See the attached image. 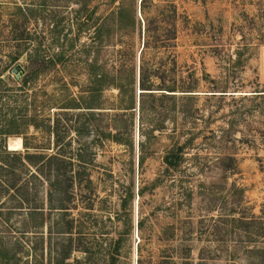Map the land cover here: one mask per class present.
Here are the masks:
<instances>
[{"label":"rangeland","instance_id":"1","mask_svg":"<svg viewBox=\"0 0 264 264\" xmlns=\"http://www.w3.org/2000/svg\"><path fill=\"white\" fill-rule=\"evenodd\" d=\"M164 1L178 12L176 47L170 50L176 66L167 67V81L180 86L182 79L196 80L197 89L142 97V125L139 0H127L124 15L136 14L141 27L127 36L112 31L102 43L94 35L115 10L111 0H0V58L19 54L11 70L21 65L25 71L40 65L36 55L52 60L55 70L33 89L58 104L73 97L81 108L68 116L50 110L62 133L73 128L58 148L52 136L32 129L28 142L50 155L60 148L66 159H76L79 151L85 171L65 197L64 218L77 226L71 241L62 233L60 213L50 209L45 182L2 153L4 147L24 150L20 138L4 135L0 112V160L14 166L0 172V264H113L112 256L114 264H137L140 246L143 264H156L159 255L176 264L263 262L264 0ZM14 3L29 18L25 23L16 16V34L27 30L30 39L5 44L10 34L4 24ZM107 27L112 30L110 22ZM117 44H124L123 55L115 52ZM103 70L121 78L122 93L94 84ZM9 77L15 78L11 72L2 76ZM116 128L122 144L100 138ZM18 142L19 149H10ZM179 149L181 161L170 168L165 158Z\"/></svg>","mask_w":264,"mask_h":264},{"label":"trees","instance_id":"2","mask_svg":"<svg viewBox=\"0 0 264 264\" xmlns=\"http://www.w3.org/2000/svg\"><path fill=\"white\" fill-rule=\"evenodd\" d=\"M111 1L115 10H113L108 17L102 19V23L97 26L95 31L94 39L99 41V43H102L105 37L110 38L112 31H123L122 34L127 36L130 32L134 31L136 27H141L136 14H132L129 17L124 15L126 11L125 3L127 0ZM156 1L158 4L155 3ZM117 3L118 6H116ZM2 4L3 3L0 2V6H2ZM13 7L12 9L14 12L9 15L7 24H4L5 27L9 29L8 33L10 34L9 38L5 39V44H10L19 40L25 42L30 39V34L27 30H23L19 35L16 34L19 28L16 16H21L22 21L25 23L28 22L29 18L23 10L16 8L17 6L15 3ZM152 9H154V11H152ZM140 15L143 21V46L140 52V63L138 67V88L142 91V93H140L139 111V120L140 124H142L146 112L145 102L142 101V97H154V91H160L162 97H174L178 89L183 90L182 92L185 93H191L194 92L193 90L197 89V81L195 80V83L192 84L182 79L180 86H178L179 84H177L175 80L167 81V67L170 63L176 66L175 56L170 51L172 48L176 47L175 41L177 38L178 12L175 4L164 0H141ZM109 22L112 24V30L107 27ZM1 42L0 39V44ZM123 45L124 44L114 45L115 49L119 46V48L115 50L119 56L121 54L123 55L125 51ZM5 57H7L6 61H3V56L0 58V112L4 118V135L20 138L24 151H7L6 147H4L2 153L4 155H11L14 161L18 163L17 165L29 166L32 168L31 177L37 181L45 182L50 209L60 213L59 218L64 227V232L62 233L70 235L69 237L72 241L71 235L73 236V231L77 230V226H75L76 222L73 218L65 220L64 217L67 216V212H65L66 208H64V205L66 204L65 197L70 196L69 193L74 184L80 182L85 174L81 154H79L78 151L74 155L76 159H66L63 154H61L60 148L54 155L45 154V151L37 147H32L28 142V137L31 129L35 132H41L52 136L54 145L58 148L65 137H70L71 132L69 131L73 128L69 129L65 127L66 133H62L61 127L64 126H62L61 120L56 118L52 121L49 115L50 110L58 109L62 111L61 113H64V116H68V113L78 111L81 108L73 97L66 102L58 104L55 102L54 97L51 98L47 92L40 91V93H36L33 89V85L39 78L45 77L56 67L54 63L52 64V60L36 55L35 59L40 63L36 69L29 68L26 71L24 70L25 75L21 80H16V78L11 79L10 77L5 80L2 76L5 72H11V66L18 61L19 54L11 52ZM61 58L62 56H57L55 62H60ZM157 60L159 61L153 64ZM28 61L31 63L32 58L29 57ZM160 71L161 73H158ZM114 76L110 78L104 70L101 72L98 71L93 76V80L95 81L94 84L99 87V89L105 90L107 87H112L119 93H122L124 84H122L121 78H116V76ZM154 78H158L160 83H156ZM134 84L135 79L131 78V85L134 86ZM262 97H264V95H262ZM132 108L134 107L119 108V110L124 111ZM7 121L8 123L5 124ZM5 127H9L10 130H5L7 129ZM157 127L158 128H155L154 126L151 130L160 128L159 126ZM114 131V134L109 132L107 136L106 134H101L100 138L111 139V142L122 144L123 138L121 132L118 128L114 129ZM74 133L78 135L79 130L74 129ZM68 146L70 147L71 143H68ZM180 161L181 149L175 152L173 151L165 158V163L170 168L177 167ZM13 168L14 166L7 164L6 160H0V172L9 173V170H13ZM140 195L141 197L143 196L142 190L140 191ZM55 199L57 204H53ZM138 230L140 232L143 230L142 221L138 224ZM117 249L118 248L115 249V253H117ZM185 249L188 250V248ZM141 251L142 247L140 246L137 264H143ZM262 254L264 255V250ZM67 256L68 255L65 256V259ZM113 257L114 256H112V263L114 264L115 261ZM184 259H186V257H184ZM262 261L261 264H264V256H262ZM151 264L153 263L151 262ZM156 264H176V262L174 258L170 256L159 255V260Z\"/></svg>","mask_w":264,"mask_h":264},{"label":"water","instance_id":"3","mask_svg":"<svg viewBox=\"0 0 264 264\" xmlns=\"http://www.w3.org/2000/svg\"><path fill=\"white\" fill-rule=\"evenodd\" d=\"M140 3L141 0L138 2L139 9L138 11L140 12ZM12 75L16 78V80H21V78L25 75V71L21 65H16L12 70H11ZM139 80V70L137 72V84Z\"/></svg>","mask_w":264,"mask_h":264},{"label":"bare ground","instance_id":"4","mask_svg":"<svg viewBox=\"0 0 264 264\" xmlns=\"http://www.w3.org/2000/svg\"><path fill=\"white\" fill-rule=\"evenodd\" d=\"M14 145L17 146V149H19L21 143L18 142V143H15V144H11V145H10V149H14Z\"/></svg>","mask_w":264,"mask_h":264}]
</instances>
